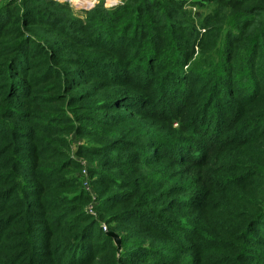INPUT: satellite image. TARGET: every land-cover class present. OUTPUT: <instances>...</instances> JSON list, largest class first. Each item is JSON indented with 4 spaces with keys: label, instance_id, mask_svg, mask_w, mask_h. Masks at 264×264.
Returning <instances> with one entry per match:
<instances>
[{
    "label": "trees",
    "instance_id": "16d2710c",
    "mask_svg": "<svg viewBox=\"0 0 264 264\" xmlns=\"http://www.w3.org/2000/svg\"><path fill=\"white\" fill-rule=\"evenodd\" d=\"M0 264H264V0L1 2Z\"/></svg>",
    "mask_w": 264,
    "mask_h": 264
},
{
    "label": "rangeland",
    "instance_id": "374dc122",
    "mask_svg": "<svg viewBox=\"0 0 264 264\" xmlns=\"http://www.w3.org/2000/svg\"><path fill=\"white\" fill-rule=\"evenodd\" d=\"M3 1H5V0H0V3ZM79 1L81 2V4H84V5H80L79 3L75 4L73 1L70 2L74 11L77 14H82L84 12V10L91 8V7H94V5L96 6L101 0H79ZM122 1L123 0H108V1L104 0V4L106 7H112V6L119 5L120 3H122Z\"/></svg>",
    "mask_w": 264,
    "mask_h": 264
},
{
    "label": "built area",
    "instance_id": "2783aa9c",
    "mask_svg": "<svg viewBox=\"0 0 264 264\" xmlns=\"http://www.w3.org/2000/svg\"><path fill=\"white\" fill-rule=\"evenodd\" d=\"M56 1H59V2H67V0H56ZM71 1V0H70ZM95 6V5H94ZM113 7V6H112ZM86 170H84L83 171V176H85V183H84V186H85V188H86V190L87 191H89V192H92V189H91V186H90V183H89V181L87 180V176H86ZM94 195V194H93ZM89 211H90V213H93V207L92 206H90L89 207ZM104 230L105 231H107V229H106V227H104Z\"/></svg>",
    "mask_w": 264,
    "mask_h": 264
},
{
    "label": "water",
    "instance_id": "95a60500",
    "mask_svg": "<svg viewBox=\"0 0 264 264\" xmlns=\"http://www.w3.org/2000/svg\"><path fill=\"white\" fill-rule=\"evenodd\" d=\"M67 2L70 3L71 1H70V0H67ZM109 236H110L111 238H113V240H114L116 246H117L118 249L120 250V249H121V238H120V236H119L118 234H116V233H110Z\"/></svg>",
    "mask_w": 264,
    "mask_h": 264
}]
</instances>
